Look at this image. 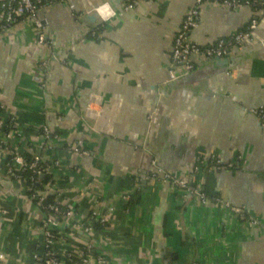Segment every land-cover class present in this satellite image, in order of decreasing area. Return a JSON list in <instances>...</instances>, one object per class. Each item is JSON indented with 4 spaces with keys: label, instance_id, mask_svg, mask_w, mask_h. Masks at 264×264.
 <instances>
[{
    "label": "crops",
    "instance_id": "obj_1",
    "mask_svg": "<svg viewBox=\"0 0 264 264\" xmlns=\"http://www.w3.org/2000/svg\"><path fill=\"white\" fill-rule=\"evenodd\" d=\"M124 3L43 0L45 43L28 18L0 41V105L18 126L12 144L32 147L50 175L42 204L0 154V253L6 264L41 263L48 230L61 255L91 243L107 264H264V125L250 112L264 105V5L202 4L190 34L202 46L253 19L258 26L231 51L234 62L197 59L201 73L170 87L172 45L194 0H144L131 10ZM75 144L89 154L74 153ZM212 156L245 163L195 174L196 159ZM154 159L245 216L212 200H181L175 187L149 178ZM56 200L108 222L85 235L76 219L46 209Z\"/></svg>",
    "mask_w": 264,
    "mask_h": 264
},
{
    "label": "built area",
    "instance_id": "obj_2",
    "mask_svg": "<svg viewBox=\"0 0 264 264\" xmlns=\"http://www.w3.org/2000/svg\"><path fill=\"white\" fill-rule=\"evenodd\" d=\"M73 0H52V3H70ZM144 0H128L123 5L124 10L133 9L139 2ZM209 3L214 5H224L229 8H240L244 6L256 7L264 5V0H194V5L185 17L180 29L178 30L171 52L172 66L169 70V81L177 80L187 76L197 69V59L210 61L217 58L228 57L233 49H239L246 42L252 39L253 30L257 28L258 22L253 19L245 29L237 31L230 36L220 37L216 43L212 45L202 46L190 38L191 32L200 24L202 4ZM43 6V0H0V41L3 36L12 31L14 27L23 19L28 18L34 25L40 43L46 42V27L44 22L38 18L37 13ZM45 65V64H44ZM250 112L257 116L264 125V105L250 108ZM44 130L48 132L45 127ZM18 132V126L15 117L6 115L4 106L0 105V154L7 155L10 164H14L10 171L18 179H23L22 171H32L34 175L31 177L30 187L32 198L39 203L44 204L47 198L49 187L43 189L35 187L34 184H39L41 177L47 173V166L43 158L35 155L29 160L24 153H32V147H27L25 150L22 147L14 146L12 139ZM71 150L76 154L88 155L89 151L75 144ZM155 171L149 175L150 179L161 183H168L179 190L181 200H190L197 198L202 203H207L209 200L214 201L217 205H222L235 216H245L244 209L233 206L230 202L223 199L221 196L212 195L206 192L201 183L193 184L189 179L178 173H171L164 170L154 159L152 161ZM245 159L238 157L235 161L224 163L221 158L212 156L206 161L198 157L194 165V173L201 174V171L206 173L214 172L221 168H234L237 165L244 164ZM18 170V172H16ZM49 184V183H48ZM124 200L131 198L130 194L123 196ZM46 209L57 217L63 219H76L77 228L82 230L85 235L91 236L95 231V224L106 225L108 219L100 212H92L89 217L78 216L76 209L72 206L64 205L61 201L56 200L45 204ZM55 235L46 230L43 244V254L39 257L37 264H91L95 259L99 264H107V261L101 257L93 255V246L87 243L78 250H68L64 255L57 250ZM74 252V253H73ZM7 254L0 253V264H6ZM109 264V263H108ZM199 264V263H195ZM201 264V263H200Z\"/></svg>",
    "mask_w": 264,
    "mask_h": 264
},
{
    "label": "water",
    "instance_id": "obj_3",
    "mask_svg": "<svg viewBox=\"0 0 264 264\" xmlns=\"http://www.w3.org/2000/svg\"><path fill=\"white\" fill-rule=\"evenodd\" d=\"M125 2H127L125 0ZM94 18V17H93ZM235 60L232 59L231 57H225V58H217V59H214V60H210V63L212 65H216V66H225L226 64L228 63H232L234 62ZM228 69L225 68V71H227ZM202 70H194L192 73H190L189 75L187 76H184V77H181L177 80H174V81H171L170 82V87H176V86H179L181 85L182 83H185L187 81H190L191 79H193L195 76H197L198 74L201 73Z\"/></svg>",
    "mask_w": 264,
    "mask_h": 264
},
{
    "label": "trees",
    "instance_id": "obj_4",
    "mask_svg": "<svg viewBox=\"0 0 264 264\" xmlns=\"http://www.w3.org/2000/svg\"><path fill=\"white\" fill-rule=\"evenodd\" d=\"M128 1V0H127ZM261 6H263V4H261V5H257L255 8H260ZM248 26V25H247ZM246 26V27H247ZM245 27V28H246ZM244 28V29H245ZM24 155H25V157H27L29 160H31L32 159V155H30L29 153H24ZM16 172H18V170H16ZM23 175H24V177L27 179V182L30 184V182H31V177L34 175V173L32 172V171H22L21 172ZM49 179H50V175H48L47 173H44V175H43V177H41V181H40V183L39 184H34V186L35 187H42L41 186V183H45V184H47L48 182H49ZM207 192V191H206ZM208 193H210V192H208ZM211 194V193H210ZM133 200V199H132ZM132 200H131V203H132ZM100 224H95V226H99ZM75 252V251H74ZM73 252V253H74Z\"/></svg>",
    "mask_w": 264,
    "mask_h": 264
},
{
    "label": "clouds",
    "instance_id": "obj_5",
    "mask_svg": "<svg viewBox=\"0 0 264 264\" xmlns=\"http://www.w3.org/2000/svg\"><path fill=\"white\" fill-rule=\"evenodd\" d=\"M106 9H107V5H105V7L101 8V9H99V11L103 14Z\"/></svg>",
    "mask_w": 264,
    "mask_h": 264
}]
</instances>
